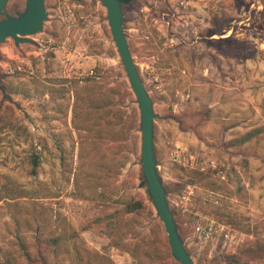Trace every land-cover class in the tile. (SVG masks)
Instances as JSON below:
<instances>
[{"label":"rangeland","instance_id":"374dc122","mask_svg":"<svg viewBox=\"0 0 264 264\" xmlns=\"http://www.w3.org/2000/svg\"><path fill=\"white\" fill-rule=\"evenodd\" d=\"M45 6L41 31L0 43V264H181L142 184L107 8ZM123 15L186 249L196 264H264V0H131Z\"/></svg>","mask_w":264,"mask_h":264},{"label":"water","instance_id":"95a60500","mask_svg":"<svg viewBox=\"0 0 264 264\" xmlns=\"http://www.w3.org/2000/svg\"><path fill=\"white\" fill-rule=\"evenodd\" d=\"M100 1L107 8L112 37L128 74L140 110L141 162L144 177L142 184L147 185L148 194L153 199L157 213L164 224L173 256L181 264H196L179 233L174 213L167 198V189L158 170L154 149V120L158 115L154 111L152 97L134 61L124 29L123 4L129 3L131 0ZM6 2L7 0H0V14ZM47 17L44 0H27V7L24 12L18 16H8L0 21V43L10 36L15 39L16 44L27 41L26 37L20 35L37 33L42 29V22Z\"/></svg>","mask_w":264,"mask_h":264},{"label":"trees","instance_id":"16d2710c","mask_svg":"<svg viewBox=\"0 0 264 264\" xmlns=\"http://www.w3.org/2000/svg\"><path fill=\"white\" fill-rule=\"evenodd\" d=\"M252 134H254V131H251V132L247 133L245 136L241 137L239 139V141L241 142V141L247 140ZM33 159H34L33 161H34L35 165H37L38 164V157L36 155H34ZM142 178L144 179V177H143V168H142ZM167 198H168V196H167ZM152 202L154 203L153 199H152ZM143 207H144V204H143V201H141V200H131V201L127 202V204H126L127 212L138 211V210L142 209ZM52 242H53V244H56L55 243L56 239H54ZM28 258L31 259V255L30 254L28 255ZM41 259L44 261V263L47 261V258H46L45 255H42ZM8 264H21V263L9 261Z\"/></svg>","mask_w":264,"mask_h":264},{"label":"flooded vegetation","instance_id":"af4514ba","mask_svg":"<svg viewBox=\"0 0 264 264\" xmlns=\"http://www.w3.org/2000/svg\"><path fill=\"white\" fill-rule=\"evenodd\" d=\"M8 2L9 0H7L5 6L3 7V10H2V13L0 14V21L7 18L8 16H18L20 13L24 12L26 10V7H27V0H26V5L25 7H22L21 9H17V10H12V11H9L8 10ZM44 3H45V0H44ZM46 8V6H45ZM47 11V10H46ZM46 20V19H45ZM44 20V21H45ZM44 21L42 22V29H43V24H44ZM41 29V30H42ZM39 30V31H41ZM38 31V32H39ZM21 37H26L27 35H20ZM11 37V36H10ZM8 38V37H7ZM13 38V37H12ZM27 38V37H26ZM14 39V38H13ZM15 41V39H14ZM26 42V41H25Z\"/></svg>","mask_w":264,"mask_h":264},{"label":"built area","instance_id":"2783aa9c","mask_svg":"<svg viewBox=\"0 0 264 264\" xmlns=\"http://www.w3.org/2000/svg\"><path fill=\"white\" fill-rule=\"evenodd\" d=\"M212 228H213L212 226H209L208 228H204V229H201V227H199V230L201 229L200 234H202V233L203 234H209L211 232ZM224 229H225V226L224 225H221V230H224Z\"/></svg>","mask_w":264,"mask_h":264}]
</instances>
